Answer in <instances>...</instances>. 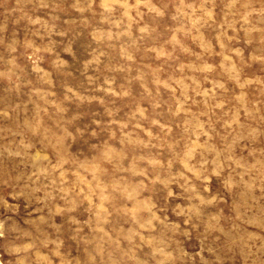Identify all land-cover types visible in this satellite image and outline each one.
<instances>
[{
  "label": "rangeland",
  "instance_id": "obj_1",
  "mask_svg": "<svg viewBox=\"0 0 264 264\" xmlns=\"http://www.w3.org/2000/svg\"><path fill=\"white\" fill-rule=\"evenodd\" d=\"M2 264H264V0H0Z\"/></svg>",
  "mask_w": 264,
  "mask_h": 264
},
{
  "label": "bare ground",
  "instance_id": "obj_2",
  "mask_svg": "<svg viewBox=\"0 0 264 264\" xmlns=\"http://www.w3.org/2000/svg\"><path fill=\"white\" fill-rule=\"evenodd\" d=\"M0 264H2L1 260H0Z\"/></svg>",
  "mask_w": 264,
  "mask_h": 264
}]
</instances>
